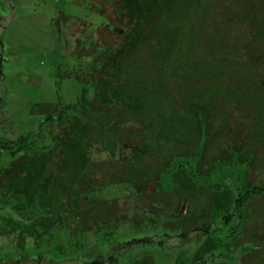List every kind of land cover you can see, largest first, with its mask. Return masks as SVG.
<instances>
[{
  "label": "trees",
  "instance_id": "16d2710c",
  "mask_svg": "<svg viewBox=\"0 0 264 264\" xmlns=\"http://www.w3.org/2000/svg\"><path fill=\"white\" fill-rule=\"evenodd\" d=\"M91 1L118 37L82 48L71 30L68 98L39 108L52 143L2 141V206L70 231L146 216L149 230L202 232L176 264H264V0H105L113 17Z\"/></svg>",
  "mask_w": 264,
  "mask_h": 264
},
{
  "label": "rangeland",
  "instance_id": "374dc122",
  "mask_svg": "<svg viewBox=\"0 0 264 264\" xmlns=\"http://www.w3.org/2000/svg\"><path fill=\"white\" fill-rule=\"evenodd\" d=\"M96 3L103 12L114 16L113 9L105 0H96ZM10 11L14 18L11 17L2 28V36H12L9 40L3 38L5 51L14 55L3 63L7 71L6 87L9 88L5 92V104L8 105L4 106V115L18 123L22 121L19 136H30L32 146L38 148L45 142L52 143L53 134L50 121L40 125L48 112H41L39 108L48 105L52 113L56 99L68 98L61 91L63 88L69 91L72 80L71 68L75 57L71 50V30L77 33L82 48L91 39L117 38L118 34H110L107 28L101 27L103 22L106 23L105 16L91 0L0 1V13ZM31 59L42 60L41 66L49 69L48 74L42 78L38 72L28 71L27 60ZM17 61L19 64H14ZM6 133L9 131L2 130L0 135V264H90L92 260H98L99 264H176L177 256L182 259V252H191L183 248L186 240L193 239L195 242L201 237L202 232H191L184 239L162 233L161 227L149 230L143 225L153 223V220H148L146 216L139 219L141 225L138 228L131 221L132 226L125 229L122 226H105L97 230L96 226L83 232L81 227L70 231L65 226L44 229L36 222L26 223V218L40 212L37 207L20 215L16 210L2 206V198H12L9 194H2V182L6 183L2 180V171L11 163L8 150L2 149V141L8 136ZM91 155L106 156L107 151L94 146ZM228 176L224 174L220 180ZM199 181L202 179L199 178ZM114 205L117 203L114 202ZM237 206L238 202H235L230 213H237ZM153 211L150 209L147 212ZM117 215L119 220L124 221L122 213ZM7 221H10L8 225ZM13 226L15 230H7ZM223 226L224 219L221 218L211 230L217 231ZM146 237H149L147 242L127 243L131 238ZM108 238L113 239L111 245L107 243ZM162 238L164 242H161Z\"/></svg>",
  "mask_w": 264,
  "mask_h": 264
},
{
  "label": "crops",
  "instance_id": "0c3cea01",
  "mask_svg": "<svg viewBox=\"0 0 264 264\" xmlns=\"http://www.w3.org/2000/svg\"><path fill=\"white\" fill-rule=\"evenodd\" d=\"M0 1H2V0H0ZM10 12L0 13V126H1L0 127V135L1 136H2V130L9 131V133H7L8 135L17 136V135H19V133H18L19 130L23 127V125L21 124L22 121H20V123H18L15 119H13V118L8 119L4 115V113H5L4 106L8 105V104H5L6 103L5 102V94H6L5 92L9 88L6 87L7 71H6V65L3 63L5 61L11 60V58H13L14 55L5 51L6 49H5L3 38H5L6 40H9V39H11L10 37H12V36H5V35L2 36V28H4L6 26L8 20L11 17L14 18V14L12 12L11 13ZM7 48L10 49V46L8 45ZM27 56H29V55H27ZM17 63L19 64L18 61L14 64H17ZM42 63H43V61L39 60V59L27 60V65H28L27 69L30 72L31 71L38 72V74H40L41 77L43 78L44 76H46V74H48L49 69L47 67L44 68V66H41ZM11 120H14V121H11ZM2 123H4V125H2Z\"/></svg>",
  "mask_w": 264,
  "mask_h": 264
}]
</instances>
